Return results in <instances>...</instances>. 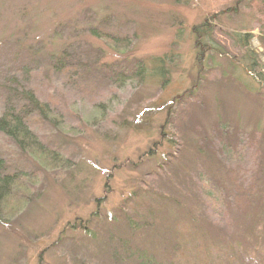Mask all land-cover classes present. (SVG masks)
Returning a JSON list of instances; mask_svg holds the SVG:
<instances>
[{
    "label": "rangeland",
    "instance_id": "374dc122",
    "mask_svg": "<svg viewBox=\"0 0 264 264\" xmlns=\"http://www.w3.org/2000/svg\"><path fill=\"white\" fill-rule=\"evenodd\" d=\"M232 33L253 36V76ZM263 33L264 0H0V115L12 90L38 93L49 119L35 113L31 128L66 161L47 167L0 134L7 173L23 177L0 218V264H253L264 216L191 214L203 171L231 184L199 154L223 126L231 147L239 132L249 141L243 184L264 174L250 143L264 135ZM59 58L73 73L50 70ZM140 63L168 77L132 78ZM148 199L158 215L141 209Z\"/></svg>",
    "mask_w": 264,
    "mask_h": 264
},
{
    "label": "trees",
    "instance_id": "16d2710c",
    "mask_svg": "<svg viewBox=\"0 0 264 264\" xmlns=\"http://www.w3.org/2000/svg\"><path fill=\"white\" fill-rule=\"evenodd\" d=\"M214 31V27L211 29V31H209L211 32L212 47L219 55H222L223 53L227 54V52H225V49L221 45H219L215 37L212 36V33ZM93 33L94 36L100 37L99 34L97 35V32L95 30ZM231 35V38H233L234 40V46L242 49L241 56H237L239 52L235 56L243 60L241 64H243V62L245 61L244 71L247 75L249 74L253 76V73H256L257 68L259 67V55L255 53L250 45L253 36L248 34L245 36L237 33H232ZM108 41L110 40L108 39ZM111 44L114 46V49L117 52L123 51L126 47L128 48V45L125 44V41L123 40H111ZM260 44L264 48V35L260 40ZM229 54L230 52L228 51L227 55L229 56ZM56 62L58 64L55 65V62L51 64V71L55 68L56 71H59L61 73H67L69 71L73 73L72 71L74 69L71 68L74 65L68 64V59L59 58L56 59ZM136 67L137 68L135 72L132 74V78H135L139 81L153 77H168L167 70H165V68L161 65H158L151 70H148L146 66L141 63L139 65H136ZM26 75L31 77L30 72H26ZM255 77L257 80L262 78L260 75H257ZM261 83L264 84L263 82ZM10 94L11 95L9 96L6 103L7 108L0 115V134L10 139L15 144V146L23 153H25L28 157L34 160H40L45 166L65 168V159L61 157L59 152L43 145V143L38 140V136L31 128L33 114L38 113V115H40L44 119H49L48 115L50 112L48 104L43 103V101H41L38 97V93H34L30 88L23 89L21 93H19L17 90H12ZM8 103H12L14 106L10 107ZM231 130L233 131V129ZM230 132L231 131H229V129L223 126L222 129L217 131V133L215 134L216 138H208L206 141L204 140L206 142V146L202 150H198L200 155H205L206 162L209 161V157L213 153L217 161V169H219L218 166H220V169H222L223 167L226 169L230 168V174H232V179L230 180L231 184L225 178V188L224 184L220 182L217 175H212L208 171H203L202 176L198 181L203 185L202 187L197 188L198 192L195 193L197 199L192 198L194 200V202H192L197 207L194 206L191 215L194 217V220L202 217L207 218L209 217V215L217 216L214 210L218 209L220 211L221 209H223L222 207L225 206L224 208L226 209V213L228 214L229 211L231 215L239 213L240 216L244 213H248L249 211L254 212L255 217H253L252 219L259 224L264 216V183H261V180L264 179V174L261 177L254 176L249 184H243L244 177L237 174L236 172H238L244 164L243 161L245 160V154L241 150L245 148L246 143L249 144V141L245 140L244 142L242 133L239 132L235 137V145L231 147L230 145H228L230 142H227L226 139H223L225 136L234 135L230 134ZM162 135L164 134L162 133ZM218 135L220 136L217 141ZM214 139L219 147L217 149L214 148L213 150ZM263 141L264 135L262 133L256 134V137L254 136L253 139L251 138L250 140V143H260L258 148V150L260 151V164H263L261 160L264 161V150L263 152L261 151L264 146V144L262 143ZM259 168L260 170L264 169L261 165ZM22 180V174L10 175L9 173H7L4 160L0 159V218H2V212L4 211L6 202L11 198L13 193L18 192L19 188L22 187ZM133 198L137 199L138 201V199H142L143 196H140V191H137L136 193H133ZM195 199L197 200V203L195 202ZM148 200L149 202L143 203V208L141 209H143L146 213H150L151 215H158L160 213V211L156 209L158 205L152 203L150 199ZM219 205H222V207H219ZM246 210L248 212H245ZM124 214L125 217H128L130 220L132 219L130 218L131 216L128 213L124 212ZM95 216L98 215H93V217ZM240 217L242 218V216ZM117 219L118 217H116L114 220L116 221ZM128 226L132 230H134L135 227H138L132 221L129 222ZM241 237L244 238V236ZM260 237L262 238V241H264V228L260 231ZM238 247L239 246H237V248ZM263 255L264 254L261 250L254 248L253 257H257L258 259H252L251 262H253V264H261V261L262 263H264ZM244 256H248V254L245 252Z\"/></svg>",
    "mask_w": 264,
    "mask_h": 264
}]
</instances>
